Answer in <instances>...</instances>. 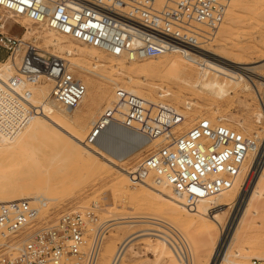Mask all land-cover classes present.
Instances as JSON below:
<instances>
[{
  "label": "built area",
  "instance_id": "1",
  "mask_svg": "<svg viewBox=\"0 0 264 264\" xmlns=\"http://www.w3.org/2000/svg\"><path fill=\"white\" fill-rule=\"evenodd\" d=\"M231 2L0 0V9L107 55L137 62L199 49L225 21ZM0 48L7 53L1 62L19 61L16 69L0 72V134L15 137L42 113L33 102V88L44 82H52L50 100L56 106L75 109L86 96L87 85L66 60L2 30ZM116 93L113 109L91 128L87 145L102 143L115 127L138 137L133 145L161 137L170 141L128 171L134 186L169 185L194 207L233 188L257 148L255 136L218 119H202L174 137L172 130L183 123L182 116L169 111L163 120V108L151 107L124 90ZM95 209L63 213L40 224L29 202L0 203V264H99L104 234L102 228L90 229ZM249 264H264V258H253Z\"/></svg>",
  "mask_w": 264,
  "mask_h": 264
},
{
  "label": "bare ground",
  "instance_id": "2",
  "mask_svg": "<svg viewBox=\"0 0 264 264\" xmlns=\"http://www.w3.org/2000/svg\"><path fill=\"white\" fill-rule=\"evenodd\" d=\"M160 1L162 2V0ZM249 4L250 0H232L227 13L228 22L226 21L225 24L222 23L220 27L215 29L212 38L203 41L204 43L199 49L188 50V52H185L183 55L168 53L159 58H154L157 60L160 58L167 59L166 64L160 63L157 65L149 64L138 66H135V64L139 61L132 62L126 58H117L113 56H111L113 59L107 58L105 53L95 48L87 47L85 44L78 41H71L72 39L58 34L44 25H38L26 17L14 16L6 12L10 17L0 16V29H5L7 22L15 18L14 22L21 24V26L25 28V32L22 36L24 42H29L28 40L30 37L38 33L39 36L36 39L41 38L46 43V47L59 51L62 55H58V57L67 61L73 73H75V69L84 72L82 74L79 73V76L82 77L88 88L86 96L77 108L65 109L51 102L50 94L53 86L51 81L36 86L33 88V102L37 106H40L42 113L33 118L21 132L33 128L36 130V133L28 135L29 137L32 136L36 138L41 142V145L45 146V149L54 151L56 155L64 151V153L72 159L81 161L87 167L88 173H92L94 179L95 177L100 178L107 173L115 171L123 172L126 168V159L133 153L131 147L134 141L136 142V140L139 139L138 137L132 138L131 135H126L127 133L124 134V131L119 127H115L113 131L106 135V139L102 143L96 145H87L85 143L88 131L91 130L90 128L104 116L106 110L113 109L114 102L117 98L116 92L118 90H124L132 96L141 97L151 107L158 106L163 108V120H166L167 117H169L168 114L172 112L182 116L183 123L175 126L172 130V136L174 137H178L187 132L202 120V116L199 112L203 101L207 97H213L215 99V102L209 105L208 114L217 116L220 111L221 101L226 100L229 92L234 88H240L244 82L251 84L255 93L260 96L262 93L257 88V85L264 84V75L260 74L258 70L264 68V63H260L263 62L264 59L256 62H248L244 58L229 59L220 49H211L212 43L217 38L220 43H224L228 40L231 43H238L244 40L245 36L243 32L232 37H229L228 34L233 30L239 29L241 17L238 16L240 13L237 11L242 6L247 9L248 6H250ZM249 12L251 13V11ZM28 20L35 25L46 28L48 30L47 33L37 32L36 27L30 24ZM36 39L33 40L34 43ZM33 45L36 46V44ZM259 63V66H252L253 64ZM18 65V58L15 60L11 58L5 62H0V72L9 73L11 70L16 69ZM152 77L166 78L170 82H176L180 84V89L173 92L166 84L162 87L153 83ZM145 93L149 94V97L145 96ZM159 96H170L171 98L161 100L157 99ZM181 106L185 109L193 110V114L190 112V114H188ZM81 107L82 109L80 111L79 108ZM78 110L79 113H77ZM169 111H171V113H169ZM257 115L258 119L263 117L264 114L260 113L255 116ZM217 119L224 123V120L220 117ZM245 122L244 119H241L238 124L241 126L244 125ZM12 138L14 137L0 134V203L9 204L27 201L34 205L39 215V212L41 213L45 207L46 203L44 202L50 201V196L48 197L46 195V197L43 191L36 188L32 183H29V181L31 182L32 180L28 177L33 175L32 177L34 178L37 173L36 171L39 172L40 169L43 171L40 160L41 157L36 155V162H29L28 160H30V158L32 159L34 156L32 152L36 148L27 149L21 146L20 148L18 147V149L15 146L6 145L4 141ZM114 140L121 145H125H122L124 148L118 150L116 154L110 153L105 147V143L113 142ZM160 140H164L163 145H168L170 143L169 140L163 137L148 142H151L150 144L152 145ZM257 149L258 148L255 150ZM27 151L30 153H27ZM253 152L251 154H253ZM251 154L250 156H252ZM56 155L54 159H56ZM52 158L53 156H44V159H49L53 163L54 159L52 160ZM249 158L233 188L222 193V198L218 204L217 210L220 214L218 217H221L223 221L217 222L216 232L222 227L226 211L231 208L235 209L233 210L234 214L230 221L228 223L226 222V226L217 236L218 242L217 246L213 249V257L210 264H249L247 261L251 257L264 258V236H252L254 232L264 227V146L260 149L259 157H257L258 159L255 163L251 164ZM54 164H56V162ZM44 171H46L45 168ZM24 172L27 173L22 177V173ZM44 173L45 172L42 174ZM21 177L22 179L25 177L26 181L21 180ZM42 180L43 178L41 179L40 177V182H43ZM126 182H130L128 175H125L118 184L124 185ZM142 186L150 189L152 188L151 190L149 189L152 195L163 198V200L169 202L170 209L174 214H177L184 220H190L189 224H187L189 229H191L196 218L204 216L208 212L211 204L210 197H207L199 201L196 206L189 207L186 205L183 197L176 193L169 185L149 182V184H144ZM126 195L130 200L138 198L134 194L125 193V197ZM132 217L133 216L128 218ZM123 218L127 219V217H121V220ZM112 220L113 219H108L104 223ZM139 222L148 225L157 224L149 219L147 221H121V223L125 224ZM166 224L169 226H164V231H160L163 235H154L158 236L159 241L165 242L164 244H167L165 237L169 236L170 227H174L169 223ZM148 230L152 231L153 229L150 228ZM144 235L146 234L142 236ZM147 235L150 236L152 234L150 233ZM214 238L215 235L211 234L206 242H210ZM133 239L134 237L130 239V241ZM177 245L179 250H185V248H187L190 251L189 256H185L186 263L196 264L197 247L194 246V243L185 240V243L181 242V246L180 244ZM166 252H168L170 256L176 254L174 249H171L172 253L168 249H166ZM177 254L174 255L175 264L178 262L181 263L183 260V257L179 255L178 252ZM123 255L124 251L119 252L114 257L110 258L107 264H118L122 262Z\"/></svg>",
  "mask_w": 264,
  "mask_h": 264
},
{
  "label": "rangeland",
  "instance_id": "3",
  "mask_svg": "<svg viewBox=\"0 0 264 264\" xmlns=\"http://www.w3.org/2000/svg\"><path fill=\"white\" fill-rule=\"evenodd\" d=\"M249 5L250 6H248L247 9L242 6L237 11L240 13L238 16L241 17V28L239 26V29L233 30L228 34L229 37H232L243 32L245 36L244 40L238 43H231L229 40L224 43H220L219 39L217 38L212 43L211 49H220L229 59L244 58L248 62H256L264 59V0H250ZM249 11H251V13ZM0 16L10 17L9 14L1 9ZM14 19L15 18L10 19L6 24V28L0 30H2V32L5 31V33L9 35L22 38L25 28H23L21 24L15 23ZM227 20H229L228 15L226 16L223 23L225 24ZM29 23L36 27L37 32L47 33L48 31L43 26L40 27L30 21ZM38 36L39 34L36 33L34 36H31L28 41L36 44L40 52L50 54L55 53V56L62 55L59 51L46 47L44 40L41 38L36 39ZM34 39H36L35 43L33 42ZM71 41L76 42L75 40ZM105 56L107 58L113 59V57L107 54H105ZM166 60L167 59L163 58H160L159 60H142L137 62L135 66L149 64L157 65L160 63L166 64ZM260 63L263 64L264 61ZM260 63L253 64L252 66H259ZM258 71L260 74L264 75V68ZM79 73L82 74L84 72L75 69L74 74L82 79V77L79 76ZM152 79V82L158 84L159 86L163 87L166 84V86L171 88V91L173 92H176V90L178 91L180 89V84L176 82H170L166 78L152 77ZM109 88L112 89L111 87ZM257 88L262 93L260 96L255 93L254 88L248 82H244L240 88L232 89L230 91L231 93L229 92L227 99L221 101L220 111L217 115L222 120H224L223 122L225 124H228L239 131H243L246 135L255 136V138L257 137L256 141L258 142V149L255 150L253 154H251L252 156L249 158L251 164L255 163V161L258 159L257 157H259L260 149L262 146H264V115L263 117L258 118L259 120L257 119L258 115L255 116L256 114L260 113L264 114V84L257 85ZM144 95L149 97V94L147 93ZM169 98L171 97H157V99L161 100H167ZM214 102L215 99L213 97H207L203 101L199 112L202 116V119L208 118L216 120L218 118L217 116L208 114L210 107L209 105H212ZM181 108L188 114H193V110L185 109L183 106H181ZM81 109L82 107L79 108L80 111ZM79 110L77 113H79ZM241 119H244L246 122L244 125L240 126L238 123ZM33 133H36V130L31 128V130L20 132L17 137L6 139L4 142L8 146H15L17 148H20L21 146L27 149L35 147L36 149L32 152V155L34 156L32 159L30 158V160H28L29 162L35 163L37 159L36 155L41 157L40 160L43 171H41V169V173L40 171H36L37 173H35L37 176L35 175L34 178L32 177L33 175L28 177L30 180H32L31 182L29 181V183H32L36 186V188L43 191L45 196H50V201L44 202L46 203L44 207L45 209L43 208L44 211L42 210L41 213L39 212L37 220L40 224L56 220L57 217L63 213H83L84 211L91 210L94 208V206H96V209L94 210L96 214L95 220L91 223L90 229H97L103 226L101 228L103 230L104 240L99 264H107V261L110 258L122 251H124L123 259L122 262L118 264H175L174 255H176L177 252L183 257L181 263L178 262L177 264H187L185 261V256H189L190 251L187 248H185V250H179L177 245L180 244L181 246V242L185 243V240L194 243V246L197 247L196 264H210L213 257V249L217 246V236L230 221L232 215L234 214L233 210L235 209L231 208L226 211L222 227L216 232L217 222L223 221L221 217H218L220 214L217 210L218 204L222 198V194L210 197L211 204L209 206L208 212L204 216L196 218L193 225L191 226V229H189L187 224H189L190 220H184L177 214H174L170 209L169 202L163 200V198L151 194L150 190L152 188L150 189L142 186L144 184L134 186L131 181L124 183V185L118 184V182L122 181L125 175L129 176L128 171L135 168L137 164L142 161L149 153L158 147L163 146L164 140H160L159 142H156L152 145L150 144L151 142H140L137 143V145H133L131 147L132 150L130 149L133 151V153L130 154V156H128L126 159V168L123 170V172L115 171L107 173L105 176L100 178L95 177L93 179L94 176H92V173H88L87 167L81 161L72 159L71 157L67 156L64 151L61 152V154L56 155L54 151L45 149V146L41 145L40 141H38L36 138H33L32 136H28L30 134L33 135ZM115 140L113 142L105 143L107 150L113 154H116L118 150L123 149V146H125L123 144L122 146L119 142H115ZM27 153L30 152L27 151ZM54 154L56 155V159H54ZM44 156H53L52 160L54 159V162L52 163L49 159H44ZM55 162L56 164H54ZM44 168L46 171H44ZM43 172L45 173L42 174ZM25 173L27 172L22 173V177L25 175ZM22 177L21 180L26 181V178L24 177L22 179ZM40 177L41 179L43 178V182H40ZM125 193L134 194L138 198L130 200L127 198V195L125 197ZM32 206L34 207V205ZM131 216L133 217L128 218ZM121 217H127V219L123 218L121 220ZM108 219L113 220L104 223ZM148 219L156 222L157 224L148 225L146 223L139 222L132 223V225L121 223V221H147ZM166 223H169L174 227H170L169 236L165 237L167 244H164L165 242L163 243L159 241L158 236L154 235L162 234L160 231H164V226H169H167ZM150 228L153 229V232L148 230ZM263 228L257 232H254L252 236L263 237ZM150 233L153 236L147 235ZM143 234L146 235L142 236ZM211 234H214L215 238L210 242H206ZM133 237L134 239L130 241V239ZM166 249H168L170 252L171 249H174L176 254H172L173 256H170V254L166 252ZM252 259L253 257L246 261L249 263Z\"/></svg>",
  "mask_w": 264,
  "mask_h": 264
},
{
  "label": "crops",
  "instance_id": "4",
  "mask_svg": "<svg viewBox=\"0 0 264 264\" xmlns=\"http://www.w3.org/2000/svg\"><path fill=\"white\" fill-rule=\"evenodd\" d=\"M7 53L0 48V62L6 59Z\"/></svg>",
  "mask_w": 264,
  "mask_h": 264
}]
</instances>
